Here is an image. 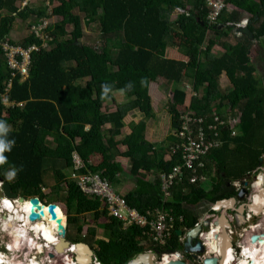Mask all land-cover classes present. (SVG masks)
I'll return each instance as SVG.
<instances>
[{"label":"trees","instance_id":"16d2710c","mask_svg":"<svg viewBox=\"0 0 264 264\" xmlns=\"http://www.w3.org/2000/svg\"><path fill=\"white\" fill-rule=\"evenodd\" d=\"M26 1L0 0V141L9 144L0 179L19 197L63 204L68 240L92 246L101 264H128L146 251L162 255L183 250L178 230L193 229L199 220L187 204L234 197L228 184L253 174L264 157V84L250 57L254 41L264 38V0L228 1L251 15L247 27L254 40L243 36L235 44L225 41L235 33L232 25L241 23L242 14L226 9L211 24L206 0H48L49 6L23 5ZM52 17L61 20L52 22ZM17 19L29 23L30 33L21 42L10 37ZM86 30L99 34L95 45L84 41ZM5 45L29 52L27 77L20 67H12ZM220 45L226 51L214 54ZM170 46L188 62L167 59ZM14 59L18 66L24 62L20 53ZM224 72L231 82L229 93L220 85ZM188 77L195 95L185 105L187 93L175 90L168 106L173 128L181 126V107L208 122L215 112L225 117L230 108L241 117L240 135L225 133L223 146L210 154L202 171L210 177L205 187L190 184L191 173L185 172L165 202L161 176L149 182L145 175L167 174L180 164L178 156L164 161L177 139L169 137L168 146L166 141L148 143L145 121L131 126L132 133L122 142L128 148L125 153L119 152L116 138L131 111L152 116V82L163 78L177 84ZM116 90H123L129 102L108 112L105 105ZM93 156L102 157L98 166L91 164ZM119 156L129 159V173L136 178L135 188L123 196L127 206L149 221L157 209L175 217L167 245H154L148 224L126 225L110 216L99 197L85 194L71 178L73 173L98 174L114 187L123 173L116 162ZM77 159L84 167L76 169ZM10 170L15 176L8 181ZM87 214L93 215V224L83 235ZM57 216L65 222L62 210ZM102 218L106 222H100Z\"/></svg>","mask_w":264,"mask_h":264},{"label":"built area","instance_id":"2783aa9c","mask_svg":"<svg viewBox=\"0 0 264 264\" xmlns=\"http://www.w3.org/2000/svg\"><path fill=\"white\" fill-rule=\"evenodd\" d=\"M229 0H206L211 7L208 20L211 24L217 23L221 12L227 8ZM43 26H48V21H43ZM245 25L247 21L243 22ZM42 26V27H43ZM8 51L9 61L13 68L20 67L22 74L26 73L28 66L29 52L21 49L10 48L5 45ZM16 53L23 55V69L18 66L14 59ZM25 76V75H24ZM224 116L218 115L216 112L212 114L211 121L208 122L205 118H196L194 111L180 110V128L174 132L173 136L177 139L175 145H172L169 150V157L178 156L180 164L176 165L169 173L161 174L162 190L165 197V202H168L171 195V188L184 178L185 172L191 173L190 183H197L199 180H204L201 172L206 168L208 156L217 149L221 148L225 133L230 137H236L239 134L241 125L240 115H233L230 108ZM78 160H76L77 163ZM76 169L81 167L80 162L77 163ZM72 174V179L77 181L78 186L87 195L99 197L109 210V215L123 221L126 225L137 222L142 225L148 224L149 230L147 235L153 240L155 245L165 246L173 237L175 230L176 219L169 211L157 209L152 212L153 220H145L138 213L130 209L123 197L115 193L110 183L103 179L98 174H85L78 176ZM1 185V184H0ZM239 188L241 183L234 184ZM46 189H43L45 192ZM180 222H184V217H180ZM232 233V231H230ZM194 253H190L193 256ZM201 258V257H200ZM184 256L180 253L163 254L162 262L168 264L171 260H183ZM202 260V258H201ZM93 264H101L96 256Z\"/></svg>","mask_w":264,"mask_h":264},{"label":"crops","instance_id":"0c3cea01","mask_svg":"<svg viewBox=\"0 0 264 264\" xmlns=\"http://www.w3.org/2000/svg\"><path fill=\"white\" fill-rule=\"evenodd\" d=\"M27 3L28 2L26 1V4ZM229 11L230 12L236 11V12L241 13L242 14V20L249 19L251 16L247 12H243L241 10L239 11L235 6H231L229 8ZM174 15L175 16H173L172 19L176 18V13ZM242 39H243V35H238L237 30H236L235 33H233L232 36L229 37V39H227L225 42L228 44H235L238 40H242ZM215 48L217 49V52H215V51H213V52L216 55L222 54L226 51L225 48L221 45L216 46ZM165 56L169 60H175V61H180V62H184V63H187L189 60L188 57H186L185 55L180 53V51L177 48L172 47V46H170L166 49V55ZM250 57H251L252 64L255 66V68H256V70H257V72L261 78V82L263 83L264 82V38L261 39L260 41H254V44H253L251 51H250ZM220 85H221V89L223 90V92L229 93L231 91V82H230V80L227 77L225 72L220 77ZM164 89H166V91H164ZM175 90L186 92L188 97L195 95V91H193L194 90L193 89V81L189 77L183 79L181 82H179L177 84L176 83H167L165 81V79H163V78H159L157 81L151 83V85L149 86V94H150L151 99H152L151 106H152L153 114L151 117L145 118L143 113H141L138 110H134V111H131L130 113H128L126 115V117L124 119V125L125 126L121 130V135L116 138V140L120 143L118 145L119 146L118 150L121 154L125 153L128 149L125 145H123L122 142L124 141V139L127 136H129L132 133L131 126L133 124H138L142 121L146 122L145 139L148 143L158 145V144H162V143H164V141H166L167 146L169 145L168 139H169V137L170 138L173 137L175 129L172 126V121H171V117L168 113L167 105L169 104V96H171L173 98ZM112 96H113V100L110 103H107L105 105V108H104L108 112H115L118 109V107L123 106L129 102V98L127 97L126 93L123 90L114 91ZM164 102H165V106H164ZM188 103H189V99L187 98L185 105H189ZM226 110L227 109H225V111ZM166 114L169 117H166ZM106 128L107 129L111 128V125H107ZM170 160L171 159L169 157V154L167 153L164 157V161L170 162ZM79 162H80L81 166L84 167L82 161L79 160ZM101 162H102V157H100V156H93L91 158V164L93 166H98ZM116 162L118 163V165L121 166L123 173L121 175H119V177L117 178L118 180L116 181V185L114 187H117L118 185H120L121 187H125V188H123V193L127 194L128 192L132 191L135 188L136 178L133 177L129 173L130 161L128 158H125L123 156H119V157H117ZM157 175H161V173L158 174L157 172L153 171V173L146 174L145 176H146L147 180L150 182V181H153L157 177ZM129 178L133 179L132 183H126L125 182ZM206 178H207L206 181H202L198 185L201 187H205L207 185V183L210 181V177L206 176ZM207 190H209V188H207ZM123 193H120V195L124 196ZM199 203H203L205 207H207L208 204L209 205L212 204L209 201H205V200L200 201ZM197 204L196 205L187 204V206L190 208L191 211H193L198 216L197 211L194 210L197 207ZM205 207H204V209H205ZM198 217H200V216H198ZM244 223H245L244 220L243 221L240 220V217H239L235 223V225L237 227L236 229L242 228L240 226H241V224H244ZM248 225H251V222H249ZM186 239L184 241V244L186 243ZM187 248H189V247H187ZM184 249L186 250V246H184L183 250ZM22 253L24 254L23 251H22ZM39 254H40L39 252L34 251L32 253V256L33 255H39ZM5 255H14V254L13 253H11V254L6 253ZM29 255H31V253H29L28 256ZM32 261H35V260L32 259Z\"/></svg>","mask_w":264,"mask_h":264},{"label":"water","instance_id":"95a60500","mask_svg":"<svg viewBox=\"0 0 264 264\" xmlns=\"http://www.w3.org/2000/svg\"><path fill=\"white\" fill-rule=\"evenodd\" d=\"M238 33H241L244 36H247L251 40H254V36L251 32V30L248 27H237L234 26ZM0 182H3V185L0 187V198L7 197L9 199H17L19 202H25L29 201L30 203V210H29V221L32 223L44 221L45 212L44 209H47L50 221L56 222L57 224V235L60 238L59 243L55 246L53 244L51 245V248L53 247L54 253H49V257L53 260L57 256L56 255H64L68 253L69 251H72V255L75 257V261L77 264H92L93 263V257L96 255L95 249L90 246L87 243L79 242V243H73L70 242L67 239V220L63 222V220L59 219L57 216V208L58 205L48 204L46 205L39 197H33L29 198L28 200L24 197H18L17 193L11 191V186L9 183H5L4 180L0 179ZM248 186L247 183H245V187L241 189L237 195L236 198H229V199H223L217 201L214 206L212 207V211L215 213L220 212V217L217 221L214 222L213 226H219L221 228V234H216L215 238L217 241L216 249L213 253H216L214 256L206 257L203 260V264H222V260L224 258L225 254H228V247L233 248V241L231 239L230 234L227 232L228 228H231V225L229 223L228 213L229 211H233L236 213L237 217L242 218L244 221H246L244 214L249 213L252 216L253 222V228H255L252 232L253 234L250 235V242L251 244H255L259 240L260 236H258L257 231H261V226L259 224L254 222V219L258 218L262 215H264V186L261 187L259 190H257L255 193H253L250 197L249 203L245 202L249 200V192L246 189ZM237 203H241L238 209L235 207ZM3 219H5L3 217ZM246 224V223H245ZM206 227H209V222L205 223ZM201 231V228L198 226L192 230L187 235L186 239V250L185 254H188L189 252L198 253L195 258H198L201 253H204L206 249H208L210 252L208 244L205 243L206 247L203 245L201 241H197L195 247H193L194 241L197 239V236L199 232ZM179 235H182V232H178ZM227 241V243H226ZM189 247V248H187ZM218 248V250H217ZM159 259V254L154 251H146L143 253H140L137 255L134 259H132L128 264H157ZM168 264H187L183 261H171Z\"/></svg>","mask_w":264,"mask_h":264},{"label":"clouds","instance_id":"9594fccd","mask_svg":"<svg viewBox=\"0 0 264 264\" xmlns=\"http://www.w3.org/2000/svg\"><path fill=\"white\" fill-rule=\"evenodd\" d=\"M231 6H234V5H232V4H229L228 3V6H227V8H225L224 10H226V9H229ZM223 10V11H224ZM178 11H180V10H178ZM222 11V12H223ZM221 12V13H222ZM245 21H247V23H246V25L243 23V22H245ZM248 21H249V19H244V20H242L241 21V23L240 24H238V26L237 27H247L248 26ZM238 33V32H237ZM238 35H242L241 33H238ZM244 36V35H243ZM153 83V82H152ZM151 85V84H150ZM171 96H169V98H170ZM172 100H173V98L171 97V100H170V102H169V104L172 102ZM169 104L167 105V108H168V106H169ZM181 110V109H180ZM4 120H0V124H2V122H3ZM176 131V130H175ZM240 135V129H239V134L237 135V136H239ZM236 136V137H237ZM225 138V137H224ZM231 138H234V137H231ZM224 144V143H223ZM223 146V145H222ZM8 148H9V144H7V143H4L3 141H0V164H3L4 162H5V160H6V157L3 155V152L4 151H6V150H8ZM220 149V148H219ZM218 150V149H217ZM214 152V151H213ZM169 154V153H168ZM210 156V155H209ZM208 156V157H209ZM78 160V159H77ZM263 161H264V157L262 158V163L260 164V166L257 168V170L253 173V174H257V172L259 171V170H261V169H263V173L262 174H260V175H257V176H255V179H259V177L260 176H263V178H264V168L262 167L263 165ZM76 166H77V163H76ZM190 173V172H189ZM201 174H202V172H201ZM252 175V174H251ZM250 175V176H251ZM15 176V172L14 171H11V172H8L7 173V175H6V180H8V181H11L12 180V178ZM161 176V175H160ZM202 176L205 178L204 180H199L197 183H194V185H196V184H199L200 182H202V181H206L207 180V178L202 174ZM249 177V176H248ZM248 177L247 178H245V179H241V180H237V181H234V182H230L229 184H228V186L229 187H231V188H233V190L236 192V195H237V193L241 190V189H243L244 187H245V183H247L248 184V186L246 187V189L247 190H249V200H247V201H245V202H247V203H249L250 202V197H251V195L253 194V193H255L257 190H259V189H257L256 187H254L255 186V184L253 185L252 183H250L249 181H247V179H248ZM191 178V177H190ZM189 178V179H190ZM190 181V180H189ZM77 182V181H76ZM236 182H240L241 183V185H240V187L239 188H236V186L234 185ZM257 182V181H256ZM0 187L3 185V182H0ZM191 184V183H190ZM264 186V185H263ZM262 186V187H263ZM254 188L256 191L255 192H253L252 194H251V192H250V189L251 188ZM115 191V190H114ZM116 193V192H115ZM117 194V193H116ZM119 196H121V197H123L122 195H120V194H118ZM236 195L234 196V197H231V198H236ZM19 197V196H18ZM226 199H229V198H226ZM12 200V199H11ZM223 200V199H222ZM13 201H17V199L15 200V199H13ZM205 201H207V200H205ZM44 202V201H43ZM46 205H48L46 202H44ZM103 203V202H102ZM210 203H212V202H210ZM216 203V202H215ZM215 203H212L213 204V206H214V204ZM240 204L241 203H237L236 205H235V207L238 209V207L240 206ZM239 205V206H238ZM8 206V201L6 200V199H4V198H0V207H7ZM212 206V207H213ZM105 207V206H104ZM212 207H211V209H210V211H209V213L207 214V218H205V219H200L199 218V221H202V222H205V220H208V222H209V227H206L207 228V230H204L201 234H200V239L201 240H199V241H201L202 243H203V245L206 247V245H205V241L203 240V236H204V234L205 233H210L211 232V228H213L214 226H213V224H214V222L215 221H217L218 219H219V217H220V212H219V216L217 217V216H215V214H218V213H215L214 211H212ZM106 208V207H105ZM18 210H20V211H23V212H27L28 211V207H27V205L26 204H21L20 206H19V208H18ZM248 215V216H247ZM247 216V217H246ZM250 214L247 212L246 214H245V219H246V221H244L245 223V227H242V228H240V229H236L237 227L234 225L235 223H236V220L239 218V217H237V215H236V213H234L233 211H229V213H228V218L230 219L229 220V223H230V225H231V228H228L227 229V232L230 234V236H231V239H232V241H233V248H231L232 249V251H233V253L235 254V258L237 259V261L239 260V258H240V256L241 257H244L243 259H240L237 263L238 264H264V245H259V246H256V245H251V246H248V247H244V245L246 244H244L243 243V241L242 242H239V243H237V241H235V240H241L242 238H245L244 239V241L246 242V239H247V236L248 235H251V234H253V232H252V227H253V222H251L252 221V217L250 218ZM209 217H213V218H209ZM209 219H211V220H209ZM242 219V218H241ZM243 220V219H242ZM198 221V222H199ZM249 222H251V225H248V223ZM53 227H55V225H53ZM198 227V226H197ZM200 227V226H199ZM216 228H220V225L219 226H217ZM0 230H2L5 234H7V236H9V237H11V239H9V240H7L6 241V243L4 244V246H0V264H13V263H16V264H32V259H34L37 263L39 262V263H41V264H43V263H48V264H61L60 262H58V260L55 258V259H51L50 257H49V253H51V252H48V251H43V252H40L39 251V255H33L32 256V253L34 252V250H31V251H29V250H23V252H24V254L22 253V251L21 252H17V249L16 250H12V249H15L17 246H18V243H23L24 242V240H25V238H26V231H25V228H24V225L23 224H19V225H15V226H13V228L12 229H9L8 227H7V225L5 224V225H3V226H0ZM220 230H221V228H220ZM175 231V230H174ZM179 231H181L182 232V235H180V237H181V242L184 244V241H185V239L187 238V235H188V231H187V229L186 228H184V229H180V230H178V232ZM230 231H232V233L230 232ZM261 231H263V229L261 230ZM258 232V231H257ZM86 234V233H85ZM84 234V235H85ZM221 234V232L218 234V235H220ZM50 240H54V237L53 236H49L48 237ZM260 238H261V236H260ZM28 239V243H31V238H27ZM169 242V241H168ZM168 242H167V244H168ZM217 242V241H216ZM73 244V243H72ZM166 244V245H167ZM217 244V243H216ZM56 245V244H55ZM54 245V246H55ZM155 245V244H154ZM157 246H159V245H157ZM184 246H185V244H184ZM208 246V245H207ZM52 249V253H54L53 252V247L51 248ZM207 251L211 254V256H214L216 253H211L208 249H207ZM3 253V254H2ZM6 253H9V254H11V253H13L14 255H5ZM29 253H31V255H29L28 256V254ZM173 253H175V252H173ZM176 253H180V254H182L183 256H184V259H185V256L187 257V256H190V253L191 252H189L188 254H185V249L184 250H181V251H176ZM193 253V252H192ZM164 254H168V253H164ZM170 254V253H169ZM259 254V255H258ZM56 256H58V255H56ZM96 256V255H95ZM94 256V257H95ZM162 256H163V254L162 255H159V259H158V262H157V264H166V263H163L162 262ZM239 256V257H238ZM94 257H93V261H94ZM96 258H97V256H96ZM184 259L183 260H173V261H183L184 262ZM98 260V259H97ZM59 261H60V259H59ZM62 261V260H61ZM172 261V260H171ZM170 261V262H171ZM236 263V264H237ZM93 264V263H92Z\"/></svg>","mask_w":264,"mask_h":264},{"label":"bare ground","instance_id":"6f19581e","mask_svg":"<svg viewBox=\"0 0 264 264\" xmlns=\"http://www.w3.org/2000/svg\"><path fill=\"white\" fill-rule=\"evenodd\" d=\"M232 26L233 27L238 26V24L232 25ZM263 185H264V178H263V176H260L259 179H257V182H256L254 187L259 189ZM3 198L8 201V206L3 207L4 212L9 213V216H4L5 219H3V222L5 221L4 223L7 225V227L9 229H12L13 226H15V225L23 224L25 231H26V236H30L31 242L33 243L30 246L34 247L35 248L34 250L36 252H39V249H42L43 246L45 247V249H47L48 251L51 252V250H52L51 249V245H52L51 243H53V246L55 244L57 245L59 243L60 238L57 236V233L55 231V227H53L55 222L50 221L47 209H44V212H45L44 221L32 223L29 221V218H28L29 210H30L29 201L19 202L17 200L15 202V201L7 198V197H3ZM21 204L27 205L28 211L26 213L18 210V208ZM1 209H2V207H1ZM59 219H61V218H59ZM220 232H221L220 228H216V226H214L213 228H211L210 233H205L203 236V240L208 244L209 249L211 250V253H213L214 250L216 249V246H217L216 243L217 242H216L215 236H216V234H219ZM257 234H258V236H261V238L259 240H262V241H258L255 244H251L250 235H249V237L246 239V242H245L246 244L244 245V247H248L251 245H256V246L264 245V230L258 231ZM49 236H53L54 240H50L48 238ZM41 239H44V240L41 241ZM226 243H227V241H226ZM23 244L24 243H18V246L12 250L17 249V251H20L22 249ZM24 250H29V247L25 248ZM217 250H218V248H217ZM70 252H72V251H69L68 253H66L64 255H60V256L58 255L59 257H56V259L61 264H77L75 261L74 255H72V253H70ZM243 258L244 257L240 256L239 260L243 259ZM59 259H60V261H59ZM238 261L235 258V254L233 253L232 249L228 247V254L224 255V258L222 260V264H236ZM32 264H39V262L37 263L36 261H33Z\"/></svg>","mask_w":264,"mask_h":264},{"label":"rangeland","instance_id":"374dc122","mask_svg":"<svg viewBox=\"0 0 264 264\" xmlns=\"http://www.w3.org/2000/svg\"><path fill=\"white\" fill-rule=\"evenodd\" d=\"M48 0H27V2H31L34 6H36V5H41L42 4V2H47ZM256 1V0H255ZM26 4V2L25 3H23V5H25ZM18 5H20V3H18ZM47 5H48V2H47ZM49 6V5H48ZM51 9V8H50ZM179 11H176V13H178ZM173 16H175V15H173ZM59 20H61V18H59V17H52V19H51V21L52 22H57V21H59ZM16 23H15V25H14V29H13V31H12V33H11V39L13 40V41H16V42H21L25 37H27L28 36V34L30 33L29 31H28V25H29V23L28 22H26V23H22V21L21 20H19V19H17L16 21H15ZM95 25H98V24H95ZM68 30H69V32L70 31H72V27L71 26H69L68 27ZM93 30H95V29H93ZM236 31V30H235ZM98 33H96V32H94V31H89V30H86V35H85V38H84V41L87 43V44H91V45H95V43H96V40H97V38H99L100 39V36L98 37ZM232 36V33H231V35H230V37ZM213 51H215V52H217V49L216 48H214V50ZM219 52V51H218ZM21 69H23V65L21 66ZM24 75H25V77H27V68H26V73H24ZM264 83V82H263ZM164 91H166V89H164ZM191 97L192 96H189L188 97V99L190 100L191 99ZM170 100H171V97L169 98V102H170ZM164 106H165V102H164ZM185 107H183V108H181V110H183ZM166 117H169L167 114H166ZM77 163H79V160L77 161ZM263 166V168H264V161H263V164H262ZM78 166V165H77ZM12 170H10V172H11ZM263 173V169H261V170H259L258 172H257V174H252L251 176H249L248 177V179H247V181H249L250 183H252L253 185L254 184H256V181H257V179H255V176H257V175H260V174H262ZM71 174V173H70ZM78 177V176H77ZM71 178H72V175H71ZM132 181H133V179L132 178H129L128 180H126L125 182L126 183H132ZM53 183V182H52ZM123 186V185H122ZM123 188H125V187H121L120 185H118L117 187H113V189L115 190V192L118 194H120V193H123ZM49 189V188H48ZM48 191L49 190H45V192H44V194H47L48 193ZM256 190L252 187L251 189H250V192H251V194L253 193V192H255ZM124 195H125V193H123ZM29 199V198H28ZM27 199V200H28ZM16 200V199H15ZM44 202H46L47 204H48V202H49V200H44ZM55 204H57L58 205V208H57V210L59 209V210H62V212L64 213V215H65V219L67 220V216H66V208H65V206L63 205V204H61V203H55ZM213 206V204H208L207 205V207H205L204 206V204L203 203H198L197 204V207L194 209L195 211H197V214H198V216H200L202 219H205L206 217H207V214L209 213V211H210V209H211V207ZM204 207H205V209H204ZM3 210V211H2ZM203 212V213H202ZM204 215V216H203ZM4 216H9V213L8 212H4V209H3V207H2V209H1V207H0V226H3V225H5V221L3 222V217ZM215 216H219V213L218 214H215ZM199 217V218H200ZM264 215H262L261 214V216L260 217H258V218H256V219H254V222H256L257 223V225L259 224V226H262V224H264ZM200 218V219H201ZM209 218H213V217H209ZM83 219L86 221L85 222V226H84V231H83V235L86 233V231H87V228H88V226L89 225H91V224H93V215L92 214H87L86 216H84L83 217ZM65 220V221H66ZM209 220H211V219H209ZM240 220H242L241 218H240ZM243 221V220H242ZM100 222H106V219L105 218H102L101 219V221ZM55 231H56V228H57V224H56V222H55ZM235 225V224H234ZM236 226V225H235ZM240 227H245L244 226V224H241V226ZM263 228H264V226H262ZM205 230H207V228L205 227L204 228ZM102 232V231H101ZM57 233V232H56ZM99 233H100V231H99ZM75 234H76V228H73L72 229V231H71V236H75ZM27 238H30V236H26V238H25V240H24V244L22 245V249L20 250V251H17V252H21V251H23L25 248H27V247H29V251H31V250H34L35 248L34 247H31L30 245L31 244H33L32 242L31 243H28V239ZM98 238H102L101 236H99ZM9 239H11V237H9V236H7V234H5L2 230H0V246H4V244L6 243V241L7 240H9ZM44 239H41V241H43ZM51 244H53V243H51ZM35 251V250H34ZM39 251L40 252H43V251H48L47 249H45V247L43 246L42 247V249H39ZM48 252H50V251H48ZM51 252H52V250H51ZM57 257H59V256H57ZM239 257V256H238ZM46 263V262H45ZM45 263H43V264H45ZM13 264H15V263H13ZM39 264H41V263H39ZM46 264H48V263H46Z\"/></svg>","mask_w":264,"mask_h":264},{"label":"flooded vegetation","instance_id":"af4514ba","mask_svg":"<svg viewBox=\"0 0 264 264\" xmlns=\"http://www.w3.org/2000/svg\"><path fill=\"white\" fill-rule=\"evenodd\" d=\"M248 192H249V190H248ZM251 202V201H250ZM239 206V205H238ZM246 214V213H245ZM245 214H244V216H245ZM252 217V216H251ZM250 217V218H251ZM207 218V217H206ZM206 222H208V220H205V222H202V221H199V222H197V224L195 225V227L194 228H196L197 226H200V228H201V231L199 232V234H198V236H197V239L194 241V243H193V247H195V245H196V242L197 241H199V240H201L200 239V234L205 230L204 228H205V223ZM264 222V221H263ZM256 223V222H255ZM245 225V224H244ZM262 226H264V224H262ZM261 226V229H263L264 230V228ZM193 228V229H194ZM255 229V228H254ZM253 229V230H254ZM190 230H192V229H190ZM190 230L189 229H187V231H188V233L190 232ZM252 230V231H253ZM249 237V235L247 236V238ZM68 239V238H67ZM244 239L245 238H242L241 240H235V241H237V243H239V242H242L243 241V243L245 244V241H244ZM70 241V240H69ZM70 242H72V241H70ZM73 243V242H72ZM198 253H195V255H193V256H185V259H184V262L185 263H187V264H203V260H204V258H206V257H211V254L207 251V249H206V251H204V253H201V255H199L198 256V258H195L196 257V255H197ZM195 256V257H194ZM202 258V260H201V258Z\"/></svg>","mask_w":264,"mask_h":264}]
</instances>
